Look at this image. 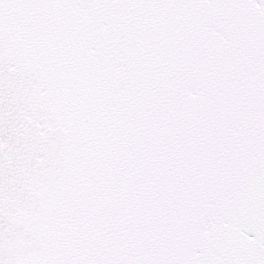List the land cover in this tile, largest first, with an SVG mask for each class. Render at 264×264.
<instances>
[{"label": "snow or ice", "instance_id": "6c2138e0", "mask_svg": "<svg viewBox=\"0 0 264 264\" xmlns=\"http://www.w3.org/2000/svg\"><path fill=\"white\" fill-rule=\"evenodd\" d=\"M0 264H264V0H0Z\"/></svg>", "mask_w": 264, "mask_h": 264}]
</instances>
